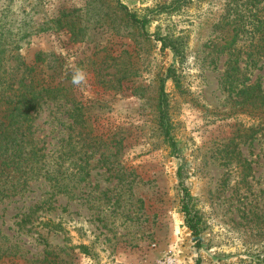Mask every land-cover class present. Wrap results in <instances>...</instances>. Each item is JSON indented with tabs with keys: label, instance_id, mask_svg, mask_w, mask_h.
Masks as SVG:
<instances>
[{
	"label": "rangeland",
	"instance_id": "rangeland-1",
	"mask_svg": "<svg viewBox=\"0 0 264 264\" xmlns=\"http://www.w3.org/2000/svg\"><path fill=\"white\" fill-rule=\"evenodd\" d=\"M120 1L150 19L146 31L117 0L13 2L15 17L32 29L18 50L25 62L40 54L61 63L70 74L65 84L69 65L89 77L86 90L72 85L82 127L71 124L72 112L61 113L66 150L77 147L66 156L67 187L78 196L62 199V233L41 230L47 247L59 253L57 264H160L168 257L173 264H264V121L257 101L244 105L236 93L245 77L264 87V56L247 57L246 46L258 36L264 0ZM166 35L180 56L163 47ZM44 107L34 122L51 137L57 129ZM162 113L176 149L164 137ZM185 192L199 219V245L185 222ZM13 204L4 227L14 226ZM10 238L29 260L1 257L0 264H48L39 262L43 242Z\"/></svg>",
	"mask_w": 264,
	"mask_h": 264
},
{
	"label": "trees",
	"instance_id": "trees-1",
	"mask_svg": "<svg viewBox=\"0 0 264 264\" xmlns=\"http://www.w3.org/2000/svg\"><path fill=\"white\" fill-rule=\"evenodd\" d=\"M13 2L14 0H4L0 7V258H24L25 253H21L23 247L15 241H10V237L18 233L30 236L34 242L44 243L46 248H43L40 263L57 264L59 253L47 247L49 245L43 234L45 232L41 230L46 228V233H62L64 230L62 199L69 194L78 196L77 189L73 188L72 191L67 187L66 177L70 173H67L65 165L66 156L71 151L75 155L77 147L72 146L70 151L66 150L65 138L62 135L64 120L61 113L72 112L71 124L82 127L83 111L75 97L74 87L71 83L65 84V79L70 77V74L64 73L66 69H63L61 63L53 59L47 61L40 54L32 63H27L20 57L18 50L22 46L21 41L30 35L32 29H27L28 21L24 23L15 17ZM182 2L186 0H174L173 3ZM117 5L134 24L146 31L150 19L139 17L120 0H117ZM20 9L22 13H27L23 11L24 8ZM256 18L253 28L258 36L255 34L251 36L250 42L246 45L250 48L247 57L252 54L264 56V12ZM236 35L237 31L233 37ZM160 40L163 47H169L175 55H181V50L173 37L161 36ZM230 40L234 41L232 38ZM255 63L254 60L248 61L250 66H254ZM47 68L52 71L49 72ZM232 69L236 70L238 67L234 66ZM170 74L167 73L166 77L171 76ZM247 80L245 77L241 81L242 85L236 93L240 94L244 105L252 103L254 98L257 101L255 109L258 110L261 121H264V87L258 82L247 83ZM163 86L161 83V95L164 93ZM68 101L71 102L69 109L65 108ZM44 106L50 107L52 112L49 121L53 124L51 131L57 129L56 135L51 137L48 132L39 133L34 122L37 113L44 109ZM161 124L166 141L176 149V140L163 113ZM259 130H264V125H261ZM79 133L77 130L73 136ZM261 135H264V131ZM73 160L75 170L72 173L75 174L79 164L76 159ZM190 198L189 193L185 192L182 197V209L193 239L196 245H199L201 238L199 219L191 212ZM10 204L14 205L11 207L14 210L12 213L14 226L4 227L6 220L3 217L10 209ZM8 230H12V234L8 233ZM3 238L9 239L10 242L5 244Z\"/></svg>",
	"mask_w": 264,
	"mask_h": 264
},
{
	"label": "clouds",
	"instance_id": "clouds-1",
	"mask_svg": "<svg viewBox=\"0 0 264 264\" xmlns=\"http://www.w3.org/2000/svg\"><path fill=\"white\" fill-rule=\"evenodd\" d=\"M69 70L71 71L70 83L76 88L88 89L90 85L88 84V73L82 67L69 65Z\"/></svg>",
	"mask_w": 264,
	"mask_h": 264
},
{
	"label": "built area",
	"instance_id": "built-area-1",
	"mask_svg": "<svg viewBox=\"0 0 264 264\" xmlns=\"http://www.w3.org/2000/svg\"><path fill=\"white\" fill-rule=\"evenodd\" d=\"M160 264H173V260L170 257H168L165 258L163 261H161Z\"/></svg>",
	"mask_w": 264,
	"mask_h": 264
}]
</instances>
